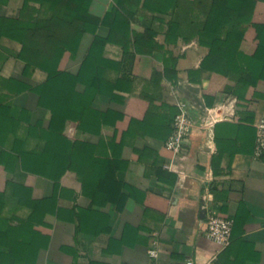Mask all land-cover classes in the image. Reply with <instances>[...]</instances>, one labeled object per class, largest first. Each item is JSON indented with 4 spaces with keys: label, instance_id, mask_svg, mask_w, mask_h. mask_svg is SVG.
I'll return each mask as SVG.
<instances>
[{
    "label": "crops",
    "instance_id": "obj_1",
    "mask_svg": "<svg viewBox=\"0 0 264 264\" xmlns=\"http://www.w3.org/2000/svg\"><path fill=\"white\" fill-rule=\"evenodd\" d=\"M258 41L191 0H0V264H148L151 246L264 264V55L219 63ZM179 102L194 124L174 154ZM209 214L233 220L227 245Z\"/></svg>",
    "mask_w": 264,
    "mask_h": 264
},
{
    "label": "trees",
    "instance_id": "obj_2",
    "mask_svg": "<svg viewBox=\"0 0 264 264\" xmlns=\"http://www.w3.org/2000/svg\"><path fill=\"white\" fill-rule=\"evenodd\" d=\"M192 4L199 9L203 10L207 15V23L215 22V24L225 23L232 27V32H235L238 39L241 38L246 32H249L254 38L259 41L252 53L245 54L243 52H238L236 58L230 61H223L220 58V66L224 69L225 67H231L230 69L237 74H240L244 70V63L246 58L258 57L261 58L264 55V44L261 43V38L264 34V22L256 17L255 8L261 0H191ZM247 24V25H245ZM206 26V24H205ZM48 33V32H47ZM47 36V35H46ZM48 37L49 34H48ZM53 48L52 45H45V49L49 51ZM214 60H219V58L214 57ZM239 60H241L239 62ZM222 62V64H221ZM230 62V63H229ZM227 65V66H225ZM215 71V70H214ZM24 151H18L17 157H24ZM31 157V161H35ZM9 186V179H0V199H2Z\"/></svg>",
    "mask_w": 264,
    "mask_h": 264
},
{
    "label": "built area",
    "instance_id": "obj_3",
    "mask_svg": "<svg viewBox=\"0 0 264 264\" xmlns=\"http://www.w3.org/2000/svg\"><path fill=\"white\" fill-rule=\"evenodd\" d=\"M208 114L203 118L200 126L204 128L209 136H212L213 124L215 121L221 119L222 114H216L214 108L208 110ZM194 122L190 117L188 110L183 102L178 103V110L174 115L172 121V128L166 137L164 144L174 154L180 152L183 147L186 137L189 135ZM264 154V118H259L255 123V145L254 155L260 156ZM233 220L225 218L216 214H209L206 218V229L210 237L219 245L225 246L229 243L231 238ZM150 261L148 264H165L158 260V252L155 247L148 248ZM122 264H134L124 262ZM173 264H194L191 258H185L182 261Z\"/></svg>",
    "mask_w": 264,
    "mask_h": 264
}]
</instances>
